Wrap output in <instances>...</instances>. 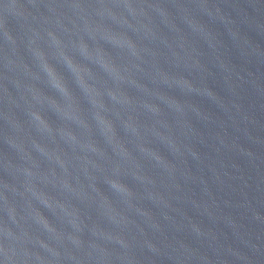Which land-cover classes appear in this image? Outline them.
<instances>
[{"label":"water","instance_id":"95a60500","mask_svg":"<svg viewBox=\"0 0 264 264\" xmlns=\"http://www.w3.org/2000/svg\"><path fill=\"white\" fill-rule=\"evenodd\" d=\"M0 264H264V0H0Z\"/></svg>","mask_w":264,"mask_h":264}]
</instances>
